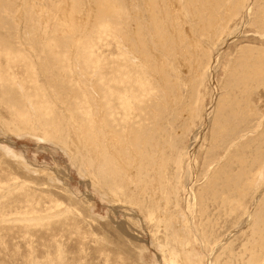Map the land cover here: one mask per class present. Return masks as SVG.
Instances as JSON below:
<instances>
[{
	"label": "rangeland",
	"instance_id": "374dc122",
	"mask_svg": "<svg viewBox=\"0 0 264 264\" xmlns=\"http://www.w3.org/2000/svg\"><path fill=\"white\" fill-rule=\"evenodd\" d=\"M65 1L0 0V264H264V0Z\"/></svg>",
	"mask_w": 264,
	"mask_h": 264
},
{
	"label": "bare ground",
	"instance_id": "6f19581e",
	"mask_svg": "<svg viewBox=\"0 0 264 264\" xmlns=\"http://www.w3.org/2000/svg\"><path fill=\"white\" fill-rule=\"evenodd\" d=\"M69 1V0H68ZM107 1H109V0H107ZM107 1H101V0H99V3H100V6L101 7H98V10H99V12L100 13H103L104 12V10H103V5L104 4H107L106 2ZM66 1L65 0H63V3L65 4V5H63V6H60V8H59V10H61V13H60V16H61V19H60V17H59V24H61V20L64 18V19H67L64 23H65V25H67L66 27H68V29H67V31H70V35H65L66 37H67V39H69V37H71L72 35H75L74 34V27H75V18H76V16H75V14H78V13H80L81 11H79V10H77L78 11V13H77V11H76V9H73L72 8V6H73V4H72V6H67L66 5V3H65ZM71 2V1H70ZM73 2V1H72ZM71 2V3H72ZM77 5L80 7V9L82 8V3L80 2V0H77ZM223 3H224V1H222ZM9 3V2H8ZM70 3V4H71ZM68 4V3H67ZM230 4V3H229ZM219 5V4H218ZM97 6H99V5H97ZM221 6V5H220ZM224 6V5H223ZM8 7V6H7ZM228 8H229V6H227ZM226 7V8H227ZM90 8V7H89ZM22 9V8H21ZM4 10V9H3ZM90 10V9H89ZM226 10V9H225ZM228 10V9H227ZM5 12V11H4ZM228 12V11H227ZM210 13V12H209ZM212 15V14H211ZM105 16H108V18H106ZM210 16V15H209ZM109 15L108 14H102V16H101V22L103 21L104 23H106V25H107V27L110 29V30H113V24L112 23H110V21H109ZM63 19V20H64ZM216 19V18H215ZM77 20V19H76ZM111 20V19H110ZM32 25V24H31ZM63 25V24H62ZM62 25H60L61 26V28H62ZM116 27V26H115ZM64 30V29H63ZM115 30V29H114ZM58 32H59V30H58ZM66 32V31H65ZM56 36V35H55ZM59 36V35H58ZM94 37L96 38V36L94 35ZM74 40V39H73ZM95 41V40H94ZM93 42V41H92ZM87 43V42H86ZM86 43H85V45H86ZM89 44V43H88ZM88 46V45H87ZM0 47H1V50H0V52H3L5 55H6V58L8 59V60H12L11 58H12V55H14L10 50H9V47H8V45L7 44H5V43H1L0 42ZM88 47H91V46H88ZM87 48V47H86ZM85 48V49H86ZM52 49V48H51ZM90 49V48H89ZM92 49V48H91ZM49 50V49H48ZM88 51V50H87ZM144 51V50H143ZM50 52V51H49ZM81 52V51H80ZM89 52H92V51H88V53ZM82 53V52H81ZM80 53V54H81ZM83 53H84V51H83ZM142 53V52H141ZM84 54H86V53H84ZM91 54V53H90ZM88 56H89V54H88ZM147 56V55H146ZM91 58V57H90ZM88 60V59H87ZM148 61V60H147ZM86 63L88 64V61H86ZM56 66V65H55ZM37 68V67H36ZM37 74V73H36ZM39 76V75H38ZM4 80V78H3V76H2V78H1V81H3ZM10 81H12L14 84H16L17 85V80L16 79H11ZM55 81V80H54ZM17 88V87H16ZM143 89V88H142ZM22 92V91H21ZM23 96H21L22 98H21V100H19V99H16V98H11V100H10V104H11V106H12V108L14 109V111H15V113L16 114H19V116L20 117H22V118H24L25 117V114H30V112L32 111V106L30 105V103H28V101L27 102H25V103H27V105L26 104H24L23 102H22V99L23 98H28L29 100H31V98L27 95V93H23L22 94ZM130 98V97H129ZM19 100V101H18ZM25 100H27V99H25ZM24 100V101H25ZM31 102H32V100H31ZM21 106L22 105V107H24L25 108V110H24V108L23 109H21V110H18V106ZM48 115H50L51 114V112L50 111H48V113H47ZM89 120V119H88ZM92 120V119H91ZM33 121V120H32ZM89 123V122H88ZM40 124V123H39ZM43 124V127L45 128L44 129V133H49V134H54V137L56 136V135H60V134H58V131H57V125H56V128L54 129L53 127V124L51 123V122H49V121H45V122H43L42 123ZM91 124V123H90ZM91 127V126H90ZM61 130V129H60ZM53 136V135H52ZM87 137H89V136H86V139H85V141L84 142H86V144L84 143V147H85V145H86V148H88L89 147V149H92V150H90L91 151V160L93 159L94 161L95 160H101L100 162H103V163H105V164H107V162H108V165L107 166H105V169H103V167H102V172H104L105 174H106V176H108L109 177V173H111V171L113 172L114 170L116 171L117 170V168H116V166L115 167H112L113 166V164H114V162L115 161H113V157L112 156H110L108 153H105V152H99V155L97 156V154H98V152L96 151V153H95V151H94V149L95 148H93L92 146H94L95 144H94V142H92L90 139H88L87 140ZM91 138V137H90ZM93 139V138H92ZM56 140V139H55ZM90 140V141H89ZM68 142V141H67ZM67 142H65V143H67ZM83 142V141H82ZM116 144V143H115ZM65 145V144H64ZM63 145V147L65 148V151H67L68 149H70V147L68 146V145H65L64 146ZM78 145V144H77ZM117 145V144H116ZM115 146V145H114ZM118 146V145H117ZM137 146H138V144H137ZM114 148V147H113ZM120 148V147H119ZM124 152V151H123ZM90 153V152H89ZM89 153H88V155H89ZM121 153H122V150H121ZM124 154V153H123ZM126 154V153H125ZM128 155V154H127ZM89 158V157H88ZM104 160V161H103ZM117 165H119V164H117ZM121 166H119V168H120ZM112 168V169H111ZM121 169H123V168H121ZM259 175V174H258ZM255 179H256V176H255ZM256 182V181H255ZM167 203V202H166ZM165 206H166V204H164ZM158 207V206H157ZM164 207V206H163ZM178 207V206H177ZM163 209H166V207L165 208H163ZM156 210V209H155ZM168 210V209H167ZM161 215V214H160ZM259 217H260V214H259ZM258 216H257V218H258V220L260 219ZM263 218V217H262ZM163 219V218H162ZM169 219V218H168ZM264 219V218H263ZM263 219H261L262 221H263ZM258 220H257V222H258ZM170 221V220H169ZM171 222V221H170ZM260 222V221H259ZM258 222V223H259ZM255 224V223H254ZM159 225H161V224H159ZM171 225V224H170ZM126 226V225H125ZM181 227V226H180ZM171 229V228H170ZM123 231H125V230H123ZM183 233V232H182ZM256 233V232H255ZM124 235H125V233H124ZM261 235V234H260ZM176 236V235H175ZM259 237V236H258ZM188 239V238H187ZM177 240V239H176ZM260 248V247H259ZM264 248V247H263ZM194 249V248H193ZM192 250V249H191ZM260 250V249H259ZM196 254V253H195ZM163 256H164V254H163ZM189 258H192L191 257V255H190V257Z\"/></svg>",
	"mask_w": 264,
	"mask_h": 264
}]
</instances>
